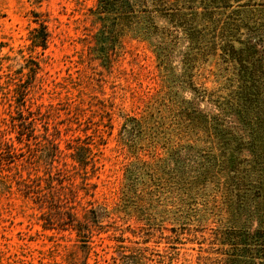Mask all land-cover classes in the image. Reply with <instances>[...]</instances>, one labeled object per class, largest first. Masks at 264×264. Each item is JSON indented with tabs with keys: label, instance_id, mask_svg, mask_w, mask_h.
<instances>
[{
	"label": "rangeland",
	"instance_id": "obj_1",
	"mask_svg": "<svg viewBox=\"0 0 264 264\" xmlns=\"http://www.w3.org/2000/svg\"><path fill=\"white\" fill-rule=\"evenodd\" d=\"M128 1L0 0V264H215L264 231V0Z\"/></svg>",
	"mask_w": 264,
	"mask_h": 264
},
{
	"label": "trees",
	"instance_id": "obj_2",
	"mask_svg": "<svg viewBox=\"0 0 264 264\" xmlns=\"http://www.w3.org/2000/svg\"><path fill=\"white\" fill-rule=\"evenodd\" d=\"M131 7L128 0H99L97 15H100L103 20H108L111 16L118 14L120 16L127 14ZM41 38L32 40L33 47L46 48L48 34L41 28ZM37 31V30H36ZM37 67V65H35ZM32 72H34L32 70ZM23 85V84H22ZM16 104L23 106L24 96L27 92V87L21 86L15 90ZM22 117V116H21ZM20 132L18 134L27 137L34 135V119L31 116L26 122V118H21ZM26 131L21 133L22 131ZM73 149L70 155L71 160L78 165L81 170L87 171L91 164V150L85 146H77ZM93 169V166L91 167ZM74 231L78 235L83 234L81 226H74ZM218 249L214 257L215 264H264V231L263 230H225L214 236Z\"/></svg>",
	"mask_w": 264,
	"mask_h": 264
}]
</instances>
